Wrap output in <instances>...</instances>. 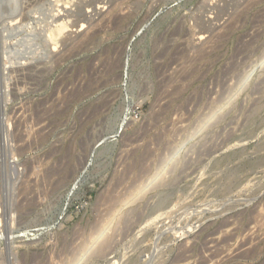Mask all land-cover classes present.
I'll use <instances>...</instances> for the list:
<instances>
[{
  "label": "rangeland",
  "instance_id": "1",
  "mask_svg": "<svg viewBox=\"0 0 264 264\" xmlns=\"http://www.w3.org/2000/svg\"><path fill=\"white\" fill-rule=\"evenodd\" d=\"M0 264H264V0H0Z\"/></svg>",
  "mask_w": 264,
  "mask_h": 264
},
{
  "label": "bare ground",
  "instance_id": "2",
  "mask_svg": "<svg viewBox=\"0 0 264 264\" xmlns=\"http://www.w3.org/2000/svg\"><path fill=\"white\" fill-rule=\"evenodd\" d=\"M77 21V20H76ZM59 23H56L57 25H56V27L54 28L55 30H53L55 33L53 34V35H51L50 36V39L52 40V41H56L55 40V35H59L60 33H62L63 31H64V29H66V27H67V25L65 24V22L64 21H62V22H60V21H58ZM51 26V25H50ZM53 27V26H52ZM46 29V28H45ZM58 38V37H57ZM107 204V203H106ZM108 214V213H107ZM97 217V216H96ZM101 222V221H100ZM91 228V227H90ZM95 232H97V230L95 231ZM94 234V233H93ZM103 235H105V234H103ZM94 236V235H93ZM92 238V237H91ZM102 238H104V237H102ZM86 242H88V241H86ZM83 244H85V243H83ZM100 244V243H99ZM104 244V243H103ZM98 246V245H97ZM95 247V246H94ZM78 250V249H77ZM74 251V250H73ZM243 251V250H242ZM79 252V251H78ZM77 252V253H78ZM243 254V253H242ZM246 255V254H245ZM77 256V255H76ZM84 256V255H83Z\"/></svg>",
  "mask_w": 264,
  "mask_h": 264
},
{
  "label": "water",
  "instance_id": "3",
  "mask_svg": "<svg viewBox=\"0 0 264 264\" xmlns=\"http://www.w3.org/2000/svg\"><path fill=\"white\" fill-rule=\"evenodd\" d=\"M187 142H188V140L184 143V146L186 145Z\"/></svg>",
  "mask_w": 264,
  "mask_h": 264
}]
</instances>
